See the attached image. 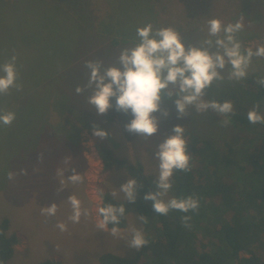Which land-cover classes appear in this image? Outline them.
<instances>
[{
    "label": "rangeland",
    "instance_id": "rangeland-1",
    "mask_svg": "<svg viewBox=\"0 0 264 264\" xmlns=\"http://www.w3.org/2000/svg\"><path fill=\"white\" fill-rule=\"evenodd\" d=\"M180 3L185 7L179 4L178 8L174 0H0V66L15 55L17 82L21 85L0 94V115L16 114L10 126L0 123V221L8 218L19 238L6 264H39L46 260L101 264L99 257L105 252L149 264V252L144 247L130 248L126 241L133 228H142L149 242L156 236L137 213L128 215L127 227L119 237L96 227L101 219L98 208L103 194L111 191L123 196L119 188L128 180L122 170L105 168L99 146L105 145L117 157L143 162L155 192L158 189L154 181L159 174L155 152L164 139L174 134L175 125L217 139L234 126L225 125L226 117L211 109L197 113L194 106L190 115L178 118L174 104L177 97L165 96L157 113L162 118L156 135L146 138L131 134L125 130L130 114L117 111L114 121L109 122L106 114L97 115L88 103L93 89L86 87L90 76L87 62L102 61L103 68L117 64L125 47L139 43L136 29L148 23L154 28L174 27L186 44L199 45L210 18H220L227 24L243 16L245 28L238 34L243 47L255 50L264 45V0ZM227 71L225 80L209 88L204 99L219 100L227 95L222 85L236 82L227 79ZM254 73L264 75V57H253L249 75ZM77 86L84 91L77 94ZM164 109L169 110L167 117H163ZM68 125L83 126L85 168L77 148L69 145V135L74 131H69ZM94 125L107 130L108 137L94 136ZM69 155L71 167L84 177L82 183L73 185L68 180L72 171L65 169L64 159ZM60 169H64L62 176L58 175ZM9 172L16 174L15 179H8ZM61 181L64 188L58 191ZM70 195H76L89 211L79 223L69 220ZM171 197L172 189L164 199ZM52 202L57 204L56 216L41 215V209ZM58 221L67 224V231L56 227Z\"/></svg>",
    "mask_w": 264,
    "mask_h": 264
},
{
    "label": "clouds",
    "instance_id": "clouds-1",
    "mask_svg": "<svg viewBox=\"0 0 264 264\" xmlns=\"http://www.w3.org/2000/svg\"><path fill=\"white\" fill-rule=\"evenodd\" d=\"M245 28L244 17L232 23L225 24L220 18L212 17L207 21V33L199 45L185 43L180 32L174 27L154 28L152 23L136 29L139 43L134 47H125L118 56V63L103 68L102 61H88L90 76L87 88L93 89L88 97V103L95 109L97 115H105L110 108L125 114L131 119L125 124V130L142 137H153L159 130L162 102L165 96L174 100L178 118L190 115V108L195 107L197 113H207L211 109L221 117L234 115V101L231 99L221 102L217 99L206 100L204 97L209 88L225 80L224 70L227 68V79L241 81L249 76V68L253 57H264V45L255 50L244 48L238 34ZM16 56L0 66V94H6L11 88L19 89L18 73L15 66ZM257 84L264 87V76L257 78ZM80 94L84 89L77 86ZM114 98V101H113ZM261 104H257L247 113L250 124L264 123V113L260 112ZM169 110H163V117L169 115ZM16 118L14 112L0 115V123L10 126ZM227 125L230 120H224ZM173 135L168 136L156 149L155 159L159 162V174L154 184L158 189L147 192L145 200L153 201V210L161 216H166L171 210L184 213L199 210L200 201L192 195L186 198H171L165 200L173 187L172 177L175 172L191 171L192 154L187 151L188 139L184 126L177 124L173 127ZM93 135L106 139L108 131L93 126ZM72 158L64 159L65 169L71 168L72 174L68 180L73 184L82 183L83 175L71 167ZM64 169L58 170L63 175ZM15 173L9 172L8 179H15ZM140 187L135 178H129L121 185L120 191L127 202H135ZM64 183L58 191H63ZM113 198L116 192H111ZM68 202L72 208L69 217L73 223H79L82 216H88L89 211L82 207V201L76 195H70ZM58 208L55 202L41 209V215L55 217ZM124 204L111 203L98 208V215L102 217L96 227L108 232L113 237H119V227L125 216ZM146 224L147 217L138 218ZM182 222L187 227L190 216L185 215ZM109 225H112L109 231ZM56 227L65 232L67 224L56 223ZM3 232L0 230V235ZM130 248L142 249L149 243L142 228H133L131 238L126 240Z\"/></svg>",
    "mask_w": 264,
    "mask_h": 264
},
{
    "label": "trees",
    "instance_id": "trees-1",
    "mask_svg": "<svg viewBox=\"0 0 264 264\" xmlns=\"http://www.w3.org/2000/svg\"><path fill=\"white\" fill-rule=\"evenodd\" d=\"M261 76L264 75L254 73L241 82L236 81L238 84L229 85L226 81L222 85L227 95L219 100H233L235 113L225 116L234 126L225 136L219 139L199 136L192 129H185L187 151L192 154L191 171L174 173L171 198L195 196L200 201L198 211L171 210L166 216L159 215L153 210V201L144 199L153 189V179L146 173L144 163L117 157L105 145L99 146L106 169L122 170L127 179L135 178L140 184L134 203L127 202L124 195L113 198L108 191L102 196L101 206L125 205L120 229L127 227L130 213L147 217L144 225L156 235L143 249L149 252V264H264V123L253 125L247 118L257 102L261 104L260 112L264 113V87L257 84ZM116 112L115 108L109 110L106 120L113 122ZM75 126L68 125L74 135L64 137L69 139V145L77 148L85 168L83 126ZM185 215L191 217L187 227L181 219ZM0 230L3 232L0 264H6L19 238L11 230L8 218L0 221ZM99 261L101 264H138L135 258L112 252L102 253ZM39 264L63 263L46 260Z\"/></svg>",
    "mask_w": 264,
    "mask_h": 264
},
{
    "label": "crops",
    "instance_id": "crops-1",
    "mask_svg": "<svg viewBox=\"0 0 264 264\" xmlns=\"http://www.w3.org/2000/svg\"><path fill=\"white\" fill-rule=\"evenodd\" d=\"M196 1H199V0H196ZM174 2L178 5V8H179V4H181V6L184 8L185 7V3H180V0H174ZM203 4H204V1H203ZM202 9V7H200ZM123 230V229H121Z\"/></svg>",
    "mask_w": 264,
    "mask_h": 264
}]
</instances>
